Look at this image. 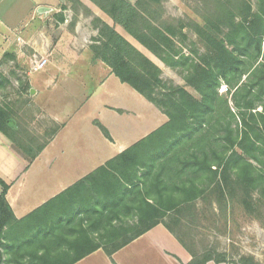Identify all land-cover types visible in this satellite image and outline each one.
Returning <instances> with one entry per match:
<instances>
[{
    "label": "crops",
    "instance_id": "1",
    "mask_svg": "<svg viewBox=\"0 0 264 264\" xmlns=\"http://www.w3.org/2000/svg\"><path fill=\"white\" fill-rule=\"evenodd\" d=\"M68 13L64 0H0L3 48L30 42L37 56L46 53V61L40 60L49 66L46 82L28 79L29 91L36 111L45 112L54 127L33 160L0 133V180L8 185L6 202L14 217L2 232V264H188L191 257L161 225L109 254L104 250L103 235L118 240L112 232L129 224L134 208L124 197L130 187L119 185L117 161L168 118L96 59L92 44H78L76 30L63 28ZM55 25L63 29L53 34ZM49 88L53 111L40 101ZM70 139L77 144L85 139L95 148L88 153L57 148L61 142L71 145ZM121 215L126 217L117 223Z\"/></svg>",
    "mask_w": 264,
    "mask_h": 264
},
{
    "label": "trees",
    "instance_id": "2",
    "mask_svg": "<svg viewBox=\"0 0 264 264\" xmlns=\"http://www.w3.org/2000/svg\"><path fill=\"white\" fill-rule=\"evenodd\" d=\"M65 1L82 5L78 0ZM88 1L166 66H185L190 61L188 56L175 50L170 39L176 35L174 29H181L184 23L177 21L173 29L165 28L158 18H153L165 0H135L133 4L128 0ZM192 1L198 4L195 13L203 25L192 21L190 27L207 40L206 53L197 63L191 62L186 71L193 68L194 72L183 76V80L197 91L198 99L183 87H174L169 93L158 94L160 99L155 98L161 84L160 69L114 27L96 20L98 37L90 46L95 58L168 118L165 125L125 150L117 161L120 186L127 184L131 193L144 183L150 190L145 192L143 203L134 208L142 228L111 250L104 246L108 254L155 227L158 220L180 204L195 200L202 193L195 188L197 178L207 176L208 185L219 186L233 174L238 183H252L264 194V0H257L255 13L248 0ZM221 27L226 34L216 39L211 31L219 32ZM164 55L169 59L178 58L168 64ZM245 75H248L245 82L239 86ZM221 80L232 93L236 112L226 101L223 104L216 101L220 97L216 90ZM241 93L240 105L237 96ZM253 97L258 101L257 106ZM257 107L261 111L253 112ZM95 124L108 137L106 129ZM14 129L11 115L0 105V133L14 146H19L30 160L35 159L44 146L36 150L17 144L11 135ZM168 184L171 190L166 189ZM7 190L8 185L0 180V247L4 228L14 221L6 202ZM119 197L122 198V193ZM146 199L154 202L150 204ZM119 232L120 227L113 230L112 236L118 237ZM106 237L111 239L110 235ZM222 257L207 253L202 260L192 259L188 264L224 263ZM247 261L255 264L252 259Z\"/></svg>",
    "mask_w": 264,
    "mask_h": 264
},
{
    "label": "rangeland",
    "instance_id": "3",
    "mask_svg": "<svg viewBox=\"0 0 264 264\" xmlns=\"http://www.w3.org/2000/svg\"><path fill=\"white\" fill-rule=\"evenodd\" d=\"M78 1L82 5H72L65 1L69 6V13L64 18L66 21L63 22L64 27L62 26L70 32L76 30L78 44H93V40L98 37V30L95 27L96 20H100L114 27L119 34L160 69L161 84L156 89L155 98L160 99L161 96L158 94L169 93L174 87H183L194 98H199L197 91L183 80V76L194 72L193 68L190 69V72L186 71L191 62L192 64L197 63L202 54L206 53L207 40L204 37H199L190 27L192 21L203 25L202 20L195 13V10L198 11L197 3L192 0H165L161 9H158L153 15V18H158L165 28L173 29L177 21L184 23V27L181 29H174L176 35L170 39L175 50L188 56L190 61L185 66L171 67L166 66L150 54L120 27L113 25L111 20L88 0ZM128 1L132 4L135 2V0ZM248 2L252 12H257L258 1L248 0ZM62 27L55 25L52 33L59 32L63 29ZM211 33L216 39H222L226 31L224 27H221L219 32L211 31ZM22 44L16 45L14 48H3V44H0V105L6 108L11 115L12 123L15 126V131L11 132V135L17 140V144L27 145L37 150L46 144L54 127L45 117V112L38 113L36 111V105L32 101L34 94H30L28 79L31 83L43 84L46 82L44 79L49 66L45 65L42 70L37 72L31 71L34 58L45 62L46 53H39L40 56H37L34 48L28 45L31 44L30 42ZM39 44L42 43L39 42ZM225 47L229 50L232 49L227 44ZM16 51L21 58L19 60L14 55ZM169 52L171 51L168 50L167 54H170ZM164 58L167 59L168 64H173L178 57L169 59L164 55ZM246 76L248 75L241 78L239 86L245 82ZM51 91L52 88L44 91L43 97L40 99L48 111H53V104L49 102ZM216 92L220 96L216 101L222 104L226 101L231 110L236 112L231 98L232 93L228 92L225 81H220ZM251 99L257 106L258 101L255 97ZM242 100L241 93L237 96V102L241 105ZM259 111L261 108L257 107L253 112ZM146 117L153 120L152 116L146 115ZM119 127L120 125L115 126L114 131ZM120 129L126 130L125 127ZM69 141L72 143L71 145L61 142L60 146H56L67 153L75 151L88 153L91 152V148H95V145L87 144L85 139H81L78 144L73 142V139ZM14 147L21 152L19 146L15 145ZM40 163L41 161L37 162L35 167H39ZM131 174L133 175V173ZM208 183L207 176H203L201 180L197 178L195 188L202 193L195 200L184 202L174 211L166 213L161 220L157 221V225L163 226L170 232L180 247L191 257V260L194 259L196 262L202 260L207 253H216L223 256L225 264H249L248 259H252L255 264H264V194H260L252 183H238L233 174H229L225 183L219 186L208 185ZM165 187L167 190L172 188L170 184ZM149 190L142 183L138 185L137 191L128 193L124 197L130 202L133 201L134 208H136L143 203L145 192ZM146 201L150 204L154 202L150 199H146ZM134 208L128 213L129 224L117 225L118 228L120 227L118 240H108L106 234L103 235L102 244L105 248L111 250L142 228L138 217L135 216ZM120 212L126 213L125 211ZM124 217L126 216L118 217L119 222L117 223L123 221Z\"/></svg>",
    "mask_w": 264,
    "mask_h": 264
},
{
    "label": "built area",
    "instance_id": "4",
    "mask_svg": "<svg viewBox=\"0 0 264 264\" xmlns=\"http://www.w3.org/2000/svg\"><path fill=\"white\" fill-rule=\"evenodd\" d=\"M43 67H44V63L34 58V61L32 62V66H31V71L36 72L41 70Z\"/></svg>",
    "mask_w": 264,
    "mask_h": 264
},
{
    "label": "water",
    "instance_id": "5",
    "mask_svg": "<svg viewBox=\"0 0 264 264\" xmlns=\"http://www.w3.org/2000/svg\"><path fill=\"white\" fill-rule=\"evenodd\" d=\"M47 11H49L48 9H45V8H40L39 9V12L40 13H44V12H47ZM33 93V91L32 90H30V94H32Z\"/></svg>",
    "mask_w": 264,
    "mask_h": 264
}]
</instances>
